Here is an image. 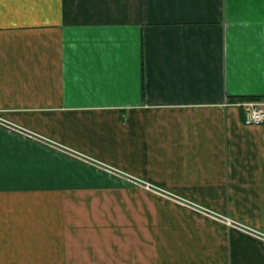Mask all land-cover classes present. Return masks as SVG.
<instances>
[{
	"label": "crops",
	"instance_id": "1",
	"mask_svg": "<svg viewBox=\"0 0 264 264\" xmlns=\"http://www.w3.org/2000/svg\"><path fill=\"white\" fill-rule=\"evenodd\" d=\"M247 99L264 0H0V264H264Z\"/></svg>",
	"mask_w": 264,
	"mask_h": 264
},
{
	"label": "built area",
	"instance_id": "2",
	"mask_svg": "<svg viewBox=\"0 0 264 264\" xmlns=\"http://www.w3.org/2000/svg\"><path fill=\"white\" fill-rule=\"evenodd\" d=\"M237 104L242 106L245 110V122L246 124H262L264 123V100L263 99H247V100H237ZM0 126L7 128V129H12V130H22L19 126L15 125L12 123L10 120L5 118L0 114ZM109 171L114 172L124 178L130 177L129 180L132 182L140 183V179L138 178H133L130 174H127L125 172H122L118 169L112 168ZM126 176V177H125ZM126 178V179H127ZM143 183V182H142ZM146 184V183H145ZM148 187H151L152 189H155L158 192L164 193V191H161L157 187H155L153 184L148 183L146 184ZM172 199L177 200L178 202L189 205L191 207H194L195 209L208 214L210 216H215V217H222L226 222L228 221L229 224L233 223L236 227L240 228L242 231H246L248 233H251L255 236L262 237L264 238V232L255 228H252L250 226H246L244 224H241L239 222L233 221L230 218H226V216L221 215L220 213L214 212L213 210L208 209L207 207L200 205L199 203L195 201H191L189 199L179 197V196H171Z\"/></svg>",
	"mask_w": 264,
	"mask_h": 264
},
{
	"label": "rangeland",
	"instance_id": "3",
	"mask_svg": "<svg viewBox=\"0 0 264 264\" xmlns=\"http://www.w3.org/2000/svg\"><path fill=\"white\" fill-rule=\"evenodd\" d=\"M126 179V178H125ZM143 182V183H142ZM136 186H140V187H143V188H146V189H148V190H151V191H153V190H155V189H152L151 187H148V185H146V184H148V183H150V182H147V181H140V183H135V182H133ZM146 183V184H145ZM153 192H155V191H153ZM158 191H156L155 193H157ZM157 194H163V193H161V192H158ZM186 199H189V198H186ZM173 201H174V199H172ZM190 200V199H189ZM176 201V203H177V200H175ZM174 201V202H175ZM191 201H193V200H191ZM179 204H181V205H183V206H185L186 208H188L189 210H191V211H193L195 214H197V215H199V216H201V217H203V218H211V219H215V220H218V221H221V222H224L226 225H227V227L228 228H230V229H234V230H237V231H240V232H242V233H244V234H246V235H249V236H251V237H254V238H256V239H258L260 242H262V243H264V238H262V237H258V236H255V235H253V234H251V233H248V232H244V231H242V230H240V228H238V227H236L233 223H231V224H229V222L227 221H225L222 217H215V216H210V215H208V214H205V213H203V212H201V211H199V210H197V209H195L194 207H191V206H189V205H185V204H182V203H180V202H178ZM200 205H202V204H200ZM203 206H205V205H203ZM206 207V206H205ZM208 209H210V210H212L211 208H209V207H207ZM221 215H223V216H226V218L228 219L229 218V216H228V214H226V215H224V214H221ZM234 221H236V220H234ZM237 222V221H236Z\"/></svg>",
	"mask_w": 264,
	"mask_h": 264
}]
</instances>
